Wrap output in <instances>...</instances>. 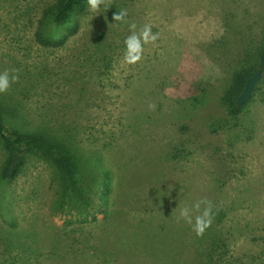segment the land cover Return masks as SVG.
I'll return each mask as SVG.
<instances>
[{
    "label": "rangeland",
    "instance_id": "1",
    "mask_svg": "<svg viewBox=\"0 0 264 264\" xmlns=\"http://www.w3.org/2000/svg\"><path fill=\"white\" fill-rule=\"evenodd\" d=\"M52 1L0 0V72L16 76L0 93L7 127L18 122L23 129L48 125L69 131L78 149L97 152L110 170L107 199L124 212L107 219L111 209L102 203L96 221L83 223L74 208H55L53 169L27 155L7 198L18 224L40 233L37 253H28L26 264H63L59 253L98 264L106 257L95 254L102 247L98 236L107 227L131 234L142 219L161 220L156 211H144L147 199L157 195L155 180L168 194L161 211L178 219L181 208L204 198L223 210L215 225L231 235L221 264H259L253 256L264 240V80L235 118L227 116L219 98L232 67L259 40L264 0H99L94 10L88 3L76 27L62 28L60 44L44 45L36 33L42 8ZM121 10L125 18L114 21ZM145 25L156 39L141 41L140 59L126 63L125 39L139 36ZM200 80L209 84L194 91ZM192 96L201 105L190 111L184 101ZM217 117H225L224 126L210 133L203 120ZM177 149L191 155L171 158L173 152L180 155ZM4 158L0 143V166ZM148 164L151 175L143 173ZM136 189L142 191L133 196ZM2 215L0 210L5 224ZM57 229L62 237L76 239L73 248L50 241ZM188 233L195 234L191 225ZM3 252L0 247V264L9 255ZM123 264L130 260L124 258Z\"/></svg>",
    "mask_w": 264,
    "mask_h": 264
},
{
    "label": "trees",
    "instance_id": "2",
    "mask_svg": "<svg viewBox=\"0 0 264 264\" xmlns=\"http://www.w3.org/2000/svg\"><path fill=\"white\" fill-rule=\"evenodd\" d=\"M88 3V0H53L45 5L41 11L39 29L36 33L38 42L44 45L57 42L60 44L64 38L57 39V36H63L62 28L69 24L76 27L78 17L86 11ZM257 69L262 71L261 81L264 80V24L258 42L247 51L246 57H243L238 64L232 67L222 96L219 98L228 117H237L250 103L252 97L248 102L237 106L236 99L242 92L248 77ZM201 84L207 86L209 83L207 81L203 83V80H200V83H195L194 91L196 89L204 91L206 87L200 86ZM0 101L2 102V100ZM184 103L189 105L190 111L201 105L195 96L189 97ZM15 104L19 106L18 102ZM12 110L16 114H22V111L16 106ZM7 113V109L0 106V143L5 152L4 161L0 166V210L3 214L2 218L5 220V224L0 223V247L4 251L3 253L9 254L4 257V263L26 264L27 254L37 253V243L40 239V233L36 229H28V227L18 224L16 218L10 215L7 209V198L11 194L9 186L22 173L27 155L39 157L53 169L58 183L55 208L62 209L64 206L74 208L76 214L82 217L83 223L96 221V215L103 212L102 203L111 209L107 219L123 214L124 211L117 206L116 202L110 204L107 199V195L111 192V173L101 162V157L97 152L92 151L86 154L78 149L74 144L72 134L69 131L66 133L64 129L57 130L48 125H43L42 128L23 129L17 126L18 122L8 128ZM21 119L20 122L24 120ZM224 120H226L225 117L209 118L204 119L203 124L206 122L205 126L208 131L215 133L223 128ZM58 128L60 129L62 126L60 125ZM187 128L193 130L195 127L188 124ZM177 151L180 152V155H175L172 151L171 158L177 160L191 155V151L187 153L184 152V149L181 151L177 149ZM139 161L134 159L133 163ZM148 166L150 167V164ZM144 170V174L151 175L148 173L152 170L151 167L146 166ZM155 181L158 186L153 193L157 195L147 199L144 211H150V214L156 211L161 220L158 221L156 215L157 223L152 220L154 216H151L148 222L142 219L137 224L138 231H133L131 234L124 229L117 231L116 228L107 227L108 229L103 230L102 234L98 236L102 247L95 250V254L106 255L98 264H123L124 258L129 259L130 264H136L137 261L141 264L147 262V264H221L228 255V235H231L230 231L226 235L215 225L225 216L223 210L215 207L214 202L210 201L211 198L202 199L212 204L213 222L201 235L191 236L188 233L190 225H185L183 219L174 217L172 212L161 211V203L166 200L168 194L165 188H158L162 182ZM140 191L142 190L136 189L131 192H133V196H138ZM127 194L130 193L127 192ZM111 213L114 215L111 216ZM145 223L150 225L147 231L144 228ZM56 231L50 241L61 240L66 248L68 245L73 248L76 239L68 234L62 237L60 235L62 230L57 229ZM33 246L36 249H33ZM188 249H192V252H186ZM72 250L74 253L79 251L77 248ZM57 257H60L58 261L63 264H82L81 262L91 264L74 257L72 259L61 257L60 253L57 254ZM110 258L114 259L113 263ZM253 260L264 264V240L260 251L253 256Z\"/></svg>",
    "mask_w": 264,
    "mask_h": 264
},
{
    "label": "clouds",
    "instance_id": "3",
    "mask_svg": "<svg viewBox=\"0 0 264 264\" xmlns=\"http://www.w3.org/2000/svg\"><path fill=\"white\" fill-rule=\"evenodd\" d=\"M90 7L94 10L97 7L99 0H88ZM126 13L124 10L120 12H115L112 16L114 21H121L125 18ZM135 25H130V28H134ZM156 39L155 34H150V29L147 25L140 31L139 36L136 33L128 36L125 39V56L124 60L126 63H135L140 59V54L142 51L141 41L147 43ZM15 72V70H13ZM16 76L9 75L8 71L0 72V93L8 90L10 86V81H15ZM203 205V208H201ZM193 212L198 214L192 215ZM179 217L183 219L186 223L191 225L192 231L197 235H201L204 230L209 226L212 219V204L206 200H200L194 202L189 207H183L179 211Z\"/></svg>",
    "mask_w": 264,
    "mask_h": 264
},
{
    "label": "water",
    "instance_id": "4",
    "mask_svg": "<svg viewBox=\"0 0 264 264\" xmlns=\"http://www.w3.org/2000/svg\"><path fill=\"white\" fill-rule=\"evenodd\" d=\"M262 71L257 69L255 70L246 80L242 92L238 95L236 99L237 106H241L244 103L248 102L252 97L255 87L262 79Z\"/></svg>",
    "mask_w": 264,
    "mask_h": 264
}]
</instances>
